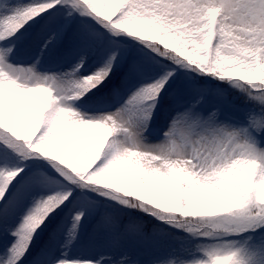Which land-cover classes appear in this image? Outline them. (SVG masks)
<instances>
[{
  "label": "snow or ice",
  "instance_id": "6c2138e0",
  "mask_svg": "<svg viewBox=\"0 0 264 264\" xmlns=\"http://www.w3.org/2000/svg\"><path fill=\"white\" fill-rule=\"evenodd\" d=\"M0 264H264V0H0Z\"/></svg>",
  "mask_w": 264,
  "mask_h": 264
}]
</instances>
